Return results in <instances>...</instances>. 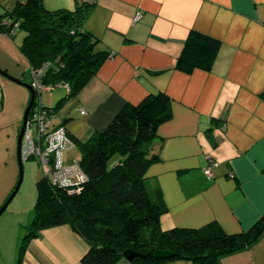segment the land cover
<instances>
[{
    "label": "crops",
    "instance_id": "obj_1",
    "mask_svg": "<svg viewBox=\"0 0 264 264\" xmlns=\"http://www.w3.org/2000/svg\"><path fill=\"white\" fill-rule=\"evenodd\" d=\"M27 1L0 0V13ZM77 2L94 5L84 29L98 40V49L113 55L59 112L69 135L86 142L106 130L125 105L166 93L172 116L158 129L151 148L158 160L147 172L167 207L162 229L217 222L228 234L249 230L264 215V0H44V5L49 11L73 10ZM191 31L221 42L209 71L175 68ZM24 36L0 31V69L31 84V67L20 50ZM62 92L52 105H47L52 92H44L41 101L54 106ZM30 96L0 76V206L18 181L17 138ZM76 148L65 153L67 162H79L72 155ZM210 165L212 178L205 173ZM14 202L0 217V264H16L33 219L30 197ZM88 249L69 226L49 228L29 242L22 264H80ZM220 264H264V236Z\"/></svg>",
    "mask_w": 264,
    "mask_h": 264
},
{
    "label": "trees",
    "instance_id": "obj_2",
    "mask_svg": "<svg viewBox=\"0 0 264 264\" xmlns=\"http://www.w3.org/2000/svg\"><path fill=\"white\" fill-rule=\"evenodd\" d=\"M93 8V4L77 2L73 10L49 11L44 0H28L0 13L2 33L10 38L17 33L25 35L20 50L32 73H40L41 83L50 92L66 91L49 107L42 103V95L36 94L34 104L53 118L49 131L59 127L67 131L62 123L55 124L59 112L113 55L98 49V40L84 29ZM220 49L217 39L191 31L175 68L185 73L197 68L209 71ZM261 96L264 99V92ZM170 104L164 92L149 94L137 105H125L106 130L86 142L74 141L67 131L81 152L78 163L86 180L76 189L54 186L43 177L37 182L33 219L21 241L16 264H22L31 240L43 230L59 226H69L87 243L89 249L80 264H119L123 260L128 264L177 260L220 264L224 256L249 248L264 236V215L249 230L237 234H228L217 222L199 229H162L167 207L159 188L149 184L147 172L158 160L151 148L159 137V127L172 116ZM127 251L140 256L129 262ZM157 251L174 256L157 259Z\"/></svg>",
    "mask_w": 264,
    "mask_h": 264
},
{
    "label": "built area",
    "instance_id": "obj_3",
    "mask_svg": "<svg viewBox=\"0 0 264 264\" xmlns=\"http://www.w3.org/2000/svg\"><path fill=\"white\" fill-rule=\"evenodd\" d=\"M140 18L141 16L138 14L133 21L137 22ZM32 77L33 81L30 85L36 94L42 95L46 91L50 92L51 89L41 83L40 73H32ZM81 113L86 114V111L82 109ZM52 121L53 118L50 119L45 109L34 104L23 135L22 159L23 161L35 159L42 177L54 186L79 188L85 182L86 176L79 163L65 160V153L73 148L74 144L69 139L64 127L49 131ZM33 125L35 129H32ZM205 173L209 177H213L212 165L205 169Z\"/></svg>",
    "mask_w": 264,
    "mask_h": 264
},
{
    "label": "water",
    "instance_id": "obj_4",
    "mask_svg": "<svg viewBox=\"0 0 264 264\" xmlns=\"http://www.w3.org/2000/svg\"><path fill=\"white\" fill-rule=\"evenodd\" d=\"M0 76L6 78L7 80L20 85L24 88H26L29 92H30V101L28 103L27 108L25 109L24 115H23V120H22V125L18 134V138H17V161H18V166H19V177H18V181L17 184L15 186V188L13 189L12 193L10 194V196L8 197V199L6 200V202L0 207V217L2 216V214L6 211V209L8 208V206L10 205V203L13 201V199L15 198V196L17 195L21 184L23 182V159H22V142H23V135L25 132V128H26V124L28 121V117H29V113L34 105L35 102V98H36V92L33 89V87L28 84L25 83L24 81H21L20 79H17L16 77L11 76L10 74L6 73L5 71L0 69ZM126 259L127 261L131 262L135 257L140 256V254L135 253L133 251H127L125 253ZM174 256L173 253L168 252V251H157L155 253V258L157 259H169L172 258Z\"/></svg>",
    "mask_w": 264,
    "mask_h": 264
},
{
    "label": "rangeland",
    "instance_id": "obj_5",
    "mask_svg": "<svg viewBox=\"0 0 264 264\" xmlns=\"http://www.w3.org/2000/svg\"><path fill=\"white\" fill-rule=\"evenodd\" d=\"M22 39L21 35L17 38V42H19ZM28 79L32 81L31 74L29 73ZM63 96L62 89H58L56 92H54L53 97H47V105H52V101L57 98V100ZM56 100V101H57ZM55 101V103H56ZM69 102V101H68ZM54 105V104H53ZM63 118L58 117L55 121V124H59ZM32 129H35V126H32ZM74 160L75 161H80L81 159V152L78 148L74 150L72 153ZM66 159H67V154H66ZM42 178V173L39 169V166L37 164V161L32 159L28 161L23 162V182L21 184V187L13 199V201L10 203L14 202L15 204H24L26 200H29V197L33 200V204L35 205L36 201V195H37V182ZM22 200V202H21ZM119 264H128L126 261H121Z\"/></svg>",
    "mask_w": 264,
    "mask_h": 264
}]
</instances>
